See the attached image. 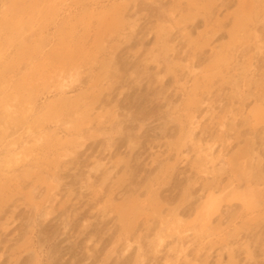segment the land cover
<instances>
[{
	"label": "rangeland",
	"instance_id": "obj_1",
	"mask_svg": "<svg viewBox=\"0 0 264 264\" xmlns=\"http://www.w3.org/2000/svg\"><path fill=\"white\" fill-rule=\"evenodd\" d=\"M0 264H264V0H0Z\"/></svg>",
	"mask_w": 264,
	"mask_h": 264
},
{
	"label": "bare ground",
	"instance_id": "obj_2",
	"mask_svg": "<svg viewBox=\"0 0 264 264\" xmlns=\"http://www.w3.org/2000/svg\"><path fill=\"white\" fill-rule=\"evenodd\" d=\"M65 82H66V80H63V82L61 83V87H64L65 86ZM208 107H210L209 105H208ZM6 109H8V107H5ZM208 112V111H207ZM212 113V112H211ZM210 115V114H209ZM213 115V114H212ZM193 118V117H192ZM192 120H195L194 121V123H195V126L197 127L198 126V119H196V118H193ZM192 120H191V122H192ZM200 121V120H199ZM17 155V154H16ZM209 155V154H208ZM219 161V160H218ZM184 247V246H183ZM246 248H248V246H246ZM185 250V249H184ZM186 258V257H185ZM188 260V259H187Z\"/></svg>",
	"mask_w": 264,
	"mask_h": 264
}]
</instances>
